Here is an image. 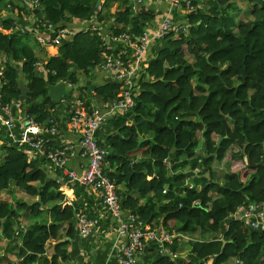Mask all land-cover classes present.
Wrapping results in <instances>:
<instances>
[{
    "label": "trees",
    "instance_id": "obj_1",
    "mask_svg": "<svg viewBox=\"0 0 264 264\" xmlns=\"http://www.w3.org/2000/svg\"><path fill=\"white\" fill-rule=\"evenodd\" d=\"M113 1L106 0L96 12V1L38 0L39 22L79 29L54 48L37 42L30 46V32H15L14 19L0 16V60L8 66L2 100H20L24 74L30 92L21 100L23 113L47 126L56 119L51 109H73V98L83 99L92 112L98 98L119 96V82L85 91L75 73L90 74L103 56L101 37L84 30L79 20L87 22L96 14L97 23L111 24L115 33L138 36L154 18L152 12L132 7L109 14ZM229 1L198 0L190 12L175 11L183 30L156 43L138 80L133 110L115 117L111 123L117 132L104 134L106 141L100 140L102 129L97 133L108 150L104 172L117 184L122 208L152 227L190 236L188 257L180 254L183 247L175 238L163 245L177 256L159 251L154 264H231V259L233 264H264L263 231L235 216L242 208L264 203V0ZM240 10L243 18L235 16ZM9 56L15 64L7 62ZM63 81L74 85L65 95L67 105L47 97L48 85ZM0 156V232L15 220L23 233V215L37 218L42 207H49L53 216L50 223L32 224L21 242H10L0 264H73L65 238L75 230L74 209L63 206L61 171L56 179L46 159L30 160L26 146L3 128ZM225 162L228 170L219 178L213 166ZM17 192L36 198L10 202L7 195ZM51 239L56 253L41 259Z\"/></svg>",
    "mask_w": 264,
    "mask_h": 264
},
{
    "label": "built area",
    "instance_id": "obj_2",
    "mask_svg": "<svg viewBox=\"0 0 264 264\" xmlns=\"http://www.w3.org/2000/svg\"><path fill=\"white\" fill-rule=\"evenodd\" d=\"M142 0H130L131 7L137 10ZM169 2L172 13L165 17L158 31L150 35L146 30L138 36L129 31L115 33L109 26L106 31L98 25L84 27L86 31H93L101 37L103 42V56L101 67L113 74V80L119 82L121 93L119 96L93 108L90 112L84 106V100L73 98V109L70 114V123L73 130L80 135V153L87 159L86 170L83 175L67 166V161L76 154L75 146L68 143L59 127L56 119L50 120L51 125L43 126L37 123L32 117L23 115V126L19 137L13 133L15 126V109H22L21 100L4 102L0 92V130L6 129L14 141L24 144L29 159H46L48 165L61 171L67 183L73 186L79 185L90 188L96 195V204L103 206V210L90 214L83 206L75 213L78 221V230L84 236L93 234L101 220L106 215L117 218L119 223V236L122 238L119 247V264H138V259L145 252L147 241L157 239L161 243V252L169 253L164 244L172 242L170 233L165 232L157 236L159 228L152 227L145 223L133 212L122 208L121 200L117 192V184L107 173L104 172L105 157L108 150L102 147L97 139V133L103 129L116 116L126 115L133 110L137 95L138 80L144 69L148 66L146 53L153 42L159 40L169 32L180 33L182 24L176 22L174 13L185 14L192 11L194 2L198 0H165ZM206 1V0H200ZM38 5V3H37ZM1 21V20H0ZM40 21V20H39ZM36 23V42L40 46L59 47L65 39L76 34L77 30L71 26H57L46 22ZM182 25V26H181ZM57 55L56 52H53ZM7 62H8V58ZM6 61V60H5ZM3 61L0 60V87L5 82L2 80ZM6 66V65H5ZM36 66L41 67L40 64ZM67 94L74 88L71 82H66ZM56 108H52L54 112ZM130 121H127V124ZM264 150V142H263ZM196 204L199 202L196 201ZM246 220L250 227L263 231L264 233V203L250 205L242 208L235 215ZM164 232V231H163Z\"/></svg>",
    "mask_w": 264,
    "mask_h": 264
},
{
    "label": "crops",
    "instance_id": "obj_3",
    "mask_svg": "<svg viewBox=\"0 0 264 264\" xmlns=\"http://www.w3.org/2000/svg\"><path fill=\"white\" fill-rule=\"evenodd\" d=\"M86 1H96L95 2V8L94 10L100 11L102 8V5L106 2V0H100L101 5L98 7L97 2L99 0H86ZM38 0H3L0 3V16L1 18L10 17L14 19V31L18 32H24L28 31L29 34H34V41H30L29 35V44L32 47H36V23L43 19V15H38L35 10L38 8L37 5ZM112 8L109 11V14L114 13L116 10H124L127 7H131L130 0H114L112 2ZM243 9L248 10L250 8V5L247 1L245 3H242ZM120 8V9H119ZM143 9L146 11L152 12L154 15V18L149 20L147 22V26L145 28L146 32H148L150 35L156 34L158 31L160 25L162 24L163 20L166 16L170 15L172 13L171 6L169 2L165 0H142L137 10ZM235 16L237 18H243L244 12L243 10L236 11ZM98 18L96 14H93L87 22H84L83 20H79L81 24L85 27H89L93 24L103 27L106 31L109 29L108 27L111 26V24H106L104 21L102 23H97ZM108 20V19H107ZM114 20V18H112ZM74 23V22H73ZM76 24V23H75ZM68 25V24H67ZM1 30V29H0ZM153 42L152 46L148 49L146 53L147 59H151L153 57V50L155 48L156 43ZM160 45V43H158ZM157 44V45H158ZM16 61L13 56H9L8 63H14ZM8 66H4L3 68V75L2 80L3 82L6 81L7 77V68ZM37 72L40 74L39 76L43 75L42 68L37 66ZM94 72H91L90 74L86 75L78 70H75V73L79 77V85L80 87H84L85 91L91 89L94 85H102L105 83H108L113 80V74L110 71L105 70L101 65L96 66L94 69ZM67 81H63L66 86V92L64 94L63 99L61 100L62 103L65 105L68 104L65 100V95L67 94ZM20 83H22L21 88L23 86V89H29L28 92H30V88L26 84V80L24 77V74H21ZM61 83V82H59ZM20 88V89H21ZM22 91V90H21ZM26 92V94H28ZM49 93V89H48ZM39 100H42V97L39 98ZM71 102V101H70ZM95 103L92 105V108H94L97 105H100L103 102L102 98H98L97 101H94ZM72 103V102H71ZM72 112V109L66 110V106L60 107V110L56 108L55 110V117L57 119V122L59 124V127L64 135L65 140L74 145L76 149V154L72 156L67 161V166L71 169L76 170L79 175H83L86 170L87 165V159L82 156L80 153V140L81 137L79 134H77L70 123V114ZM23 110L22 109H15V115H14V122L15 126L13 129V133L16 134L18 137L21 133L22 126H23ZM115 120L112 119L108 125H106L102 129L103 136L100 138L103 142L105 140L104 134H110L117 132V129L114 128L112 125V121ZM6 132H8L5 129ZM8 134V133H7ZM229 162L225 163H217L214 164L213 169L216 173V175L219 176V178L223 175V170H228ZM48 169L51 171L52 176H55L56 179H59L60 177L57 176L56 172L57 170L51 168L49 165ZM199 168L195 170V172H198ZM61 186L59 190L62 192L64 199H63V206L70 205L74 209V226L75 230L72 236H67L65 240H68L67 244V250L70 254V259L73 264H119V244L122 238L119 236V223L117 218H114L110 216L109 214L106 215L105 220H101L99 225L95 228L93 234L90 236L84 237L80 231L78 230V221L75 218V213L79 211L83 206L84 208L90 212V214H94L95 212H98L99 210H103V206L100 204H96V195L93 193V191L90 188L80 187V186H73L70 183L66 182V179L64 178L62 172H61ZM22 199V198H20ZM10 202L14 203L17 201V198L11 196V199H9ZM34 199L27 202H32ZM43 209H47L49 207H42ZM128 210H125L127 212ZM52 214H48L46 217H43L42 215L34 218L29 213H25L22 217V228L23 233L27 232L29 230V227L34 224L36 221H45L47 223H50L52 221ZM226 226V224H224ZM164 231V232H163ZM162 234L167 232L163 230L159 226V232H157V236H160ZM23 233L21 232V228H19L18 223L15 220H10L7 222L6 228L0 232V256H2L7 246L10 242L19 241L21 242L23 238ZM67 234V233H66ZM173 234V233H172ZM171 235V234H170ZM172 236V235H171ZM175 236H172V239H174ZM64 240V241H65ZM177 240L179 242V245L181 247L188 246V243L190 241V238L184 237L181 235L177 236ZM166 242V241H164ZM55 241L50 240L47 245V254H45L41 259L45 258H52V255L55 254ZM189 247V246H188ZM167 250L169 252L170 249L168 246H166ZM161 243L157 239H151L147 241V246L145 249V252L142 256L138 259V264H154L155 262V255L161 251ZM180 255V254H179ZM185 257H188V254H184ZM175 258V257H173ZM232 264V263H231Z\"/></svg>",
    "mask_w": 264,
    "mask_h": 264
},
{
    "label": "water",
    "instance_id": "obj_4",
    "mask_svg": "<svg viewBox=\"0 0 264 264\" xmlns=\"http://www.w3.org/2000/svg\"><path fill=\"white\" fill-rule=\"evenodd\" d=\"M233 2H235V0H230L229 1V3H233ZM100 5H101V1L99 0L97 2V6L99 7ZM20 64H22V62ZM21 85H22V83H20V88H21ZM48 89H49V93L47 94V97L51 98L55 103H60L61 100L64 97L65 92H66L65 83L61 82V83H58L56 85L49 84L48 85ZM1 90H2V87H0V92H1ZM21 90L22 91H21V95H20V100H24V98L26 96V92H28L29 89L25 88V90H24L23 86H22ZM201 138L203 140V143H202L201 147H202L203 150H205L206 149V141L204 139V136H201ZM222 139H223L222 137L219 139L218 144H220ZM38 200L41 201V197H39Z\"/></svg>",
    "mask_w": 264,
    "mask_h": 264
},
{
    "label": "rangeland",
    "instance_id": "obj_5",
    "mask_svg": "<svg viewBox=\"0 0 264 264\" xmlns=\"http://www.w3.org/2000/svg\"><path fill=\"white\" fill-rule=\"evenodd\" d=\"M243 3H245V1H243ZM30 35H31L30 37H31L32 41H34V40H33V39H34V34L31 33ZM92 72H94V70H93ZM1 159H2V158H1V156H0V161H1ZM13 197H15V198H19V197H20V198H22V200H23V199H24V200L26 199V200H28V201H30V200H32V199L35 200V198H36V197H31L30 195H27V194H25V193H21V192H17V193H15V194L13 195ZM7 198H8V199H11V196H10V195H9V196L7 195ZM48 214H51V211H49V210H47V209H43L42 212L39 214V216L42 215L43 217H46ZM155 228H159V226H158V227H155ZM178 235H181V236H184V237H188V238H190V236H188L187 234L178 233V232H176V231H174L173 234H172V236H175L174 239L177 238ZM172 236H171V237H172ZM172 241H173V239H172ZM168 243L171 244L172 242H168ZM187 252H188V246H184L183 249H182V251L180 252V254L184 255V254H186ZM175 256H177V253H174V254H173V257H175ZM231 261H232V262H231ZM230 262L233 264V259H231ZM230 262H229V263H230ZM209 263H211V260L209 261Z\"/></svg>",
    "mask_w": 264,
    "mask_h": 264
}]
</instances>
